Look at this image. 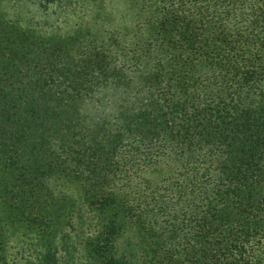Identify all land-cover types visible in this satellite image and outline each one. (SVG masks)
Instances as JSON below:
<instances>
[{"label": "trees", "instance_id": "trees-1", "mask_svg": "<svg viewBox=\"0 0 264 264\" xmlns=\"http://www.w3.org/2000/svg\"><path fill=\"white\" fill-rule=\"evenodd\" d=\"M129 1L133 29L91 32L83 66L52 39L42 54L46 62L30 60L40 38L18 36L0 65V85L53 94L77 124L56 136L61 155L49 169L73 175L92 209L113 211L101 229L80 212L79 235L95 228L89 246L102 264H135L133 256L114 254L120 211L170 237L150 249L145 264H264V0ZM9 41L1 33L0 49ZM111 86L121 99L108 114L98 106ZM39 109L32 97L0 118L15 137L4 162L14 182L21 179L23 150L45 129ZM145 150L152 164L171 153L177 165L169 173L158 167L161 185L150 199L158 210L150 220V203L139 191L149 167L140 166ZM100 164L132 188L102 189L100 172L90 170ZM60 252L42 239L32 253L37 264H64Z\"/></svg>", "mask_w": 264, "mask_h": 264}, {"label": "rangeland", "instance_id": "rangeland-1", "mask_svg": "<svg viewBox=\"0 0 264 264\" xmlns=\"http://www.w3.org/2000/svg\"><path fill=\"white\" fill-rule=\"evenodd\" d=\"M99 1L95 4L90 0H63L47 6L39 0H0V34L10 40L4 43L8 49H0V65L16 49V38L27 35L40 38L41 49L30 60L46 62L47 58L43 59L42 54L48 52L46 44L52 39L63 41L65 58L86 65L88 57L85 51L93 45L91 32L124 28L131 30L135 24V9H132L129 0ZM5 81L12 83L17 79ZM32 97L40 104L39 117L45 129L40 133V139L22 152L23 160L17 173L21 177L19 182H14L12 171L4 167L6 149L15 146V137L0 122V264H37L38 257L32 252L42 239L54 242L63 250L59 257L64 264H102L101 255L92 252L89 246L95 237V228L88 229L85 226V230L82 229L84 233L79 235L80 212L96 220L95 227L101 229L100 226L111 217L113 211L103 213L92 209L84 202L81 186L73 175H67L61 170L52 173L49 169L51 163L57 162L61 155L56 136L62 132L71 134L78 130L77 124L67 111L60 108L53 94L28 90L16 92L7 85H0V118L10 112L16 102H25ZM120 99L118 90L111 86L101 97L98 109L111 114L116 111ZM143 152L140 166L150 168L142 176L145 182L139 191H142L144 201L150 203L146 209V218L150 220L155 218L158 210L150 201L161 185L162 176L158 167L166 166V172L169 173L177 165H172L171 153L155 165L151 163L146 150ZM88 170L83 171V175L89 178ZM90 170L91 173L95 170L100 172L95 174L99 180L96 183L106 191L111 188H132L128 179L113 178L107 166L100 164L98 168L92 167ZM147 182H151V185ZM120 212L123 227L115 239L114 254L128 258L133 256L135 264H145L152 257L150 249L164 246L170 237L146 229L136 220H127L124 213Z\"/></svg>", "mask_w": 264, "mask_h": 264}]
</instances>
